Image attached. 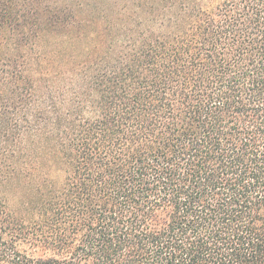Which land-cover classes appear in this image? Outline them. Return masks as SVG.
<instances>
[{"label":"trees","instance_id":"trees-1","mask_svg":"<svg viewBox=\"0 0 264 264\" xmlns=\"http://www.w3.org/2000/svg\"><path fill=\"white\" fill-rule=\"evenodd\" d=\"M0 264H264V0H0Z\"/></svg>","mask_w":264,"mask_h":264},{"label":"rangeland","instance_id":"rangeland-1","mask_svg":"<svg viewBox=\"0 0 264 264\" xmlns=\"http://www.w3.org/2000/svg\"><path fill=\"white\" fill-rule=\"evenodd\" d=\"M200 1L205 7H207V6H211V4L218 3L221 0H200Z\"/></svg>","mask_w":264,"mask_h":264}]
</instances>
